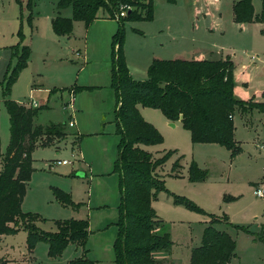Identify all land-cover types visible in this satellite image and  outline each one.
Returning <instances> with one entry per match:
<instances>
[{
    "label": "rangeland",
    "instance_id": "obj_1",
    "mask_svg": "<svg viewBox=\"0 0 264 264\" xmlns=\"http://www.w3.org/2000/svg\"><path fill=\"white\" fill-rule=\"evenodd\" d=\"M57 1L32 0L28 11L27 0H0L1 152L5 153L10 136L4 99L24 104H30L28 101L32 99L48 102L50 108L40 111L34 124H53L54 130L62 129L60 133H51L46 145H42L45 138L34 143L31 151L34 171L26 185L20 209L34 214L33 222L42 231H57L56 222L85 219L89 233L82 246L69 243L59 255L51 257L44 241H38L29 250L28 232L20 229L23 231L1 235L0 257L6 264H69L78 257L92 260L94 264H115L113 243L121 199L115 165L120 138L115 132V93L108 66L121 3L115 18L108 17L102 8L98 12L100 17L90 26L74 21L72 32L59 36L50 24V18L56 15ZM235 1L153 0L152 20H124L123 51L131 76L136 80L145 79L152 59L217 60L228 56L234 66L235 63H253L247 71L245 84H236V95L249 100L252 95L264 93V21L234 20L232 7ZM252 5L254 14L261 12V0H252ZM30 11L32 16L28 22L26 18ZM60 11L62 16L72 15L71 7ZM18 42L20 47H29L28 64L19 72L9 92L4 94V74L9 64L14 66L16 63L10 46ZM20 49L15 52L19 53ZM252 56L256 59L252 60ZM243 70L245 67L238 69L237 74ZM72 85L84 87L73 90L74 128L68 125L69 110L61 109L62 102L69 99L67 87ZM239 88L243 94H239ZM243 95L248 97L242 98ZM143 110L163 137L160 144L146 146L147 150L156 155L155 158L167 151L174 152L162 167L156 169L165 181V190L154 200L157 214L169 223L173 257L180 264H188L189 249L200 245L202 229L210 224L217 230H227L234 239L236 237V255L231 264H264V237L258 238L253 231L260 230L259 234L264 236V200L252 194L253 186L250 185V182L264 179L262 112L257 108L243 113L239 109L234 111V138L240 151L231 155L218 143H192L181 122L168 121L160 110L149 107ZM179 157V175L174 176L171 168ZM62 159L70 163L49 165ZM191 161L206 172L203 180H189ZM54 188L67 193L75 206H65L57 201L52 192ZM173 196L190 200L218 219L211 223L209 215L174 204ZM206 219H209L208 224ZM230 221L248 228L252 231L248 234L254 239L246 236L244 231L232 229Z\"/></svg>",
    "mask_w": 264,
    "mask_h": 264
},
{
    "label": "trees",
    "instance_id": "obj_2",
    "mask_svg": "<svg viewBox=\"0 0 264 264\" xmlns=\"http://www.w3.org/2000/svg\"><path fill=\"white\" fill-rule=\"evenodd\" d=\"M261 1L262 9L257 14H254L252 0L235 1L232 7L234 20L264 21V0ZM32 3V0H27L28 11ZM120 3L131 8L125 16L117 18L118 28L112 35L108 66L110 84L115 93V132L120 138L115 170L119 175L121 199L113 243L114 262L175 264L169 258L160 259L156 256L159 252L167 253L173 242L165 221L151 206L156 195L165 190V181L156 173V169L162 167L174 152L167 151L155 158L142 147L160 144L163 137L152 123L144 119L139 106L160 110L170 122L179 120L182 127L188 130L192 143H218L235 155L239 153L240 147L234 138V111L239 109L243 113L257 108L264 117V101H255L253 96L243 100L236 95L234 63L228 56L217 60L153 59L146 70V78L134 79L123 51V21L152 20L153 0H58L56 15L51 18L52 30L59 36L69 35L74 21H82L88 27L100 17L98 12L102 8H105L108 17L115 18ZM66 7H71L70 17L60 14V10ZM31 16L30 11L26 18L28 22ZM20 32L18 34L21 36ZM19 48L20 52L16 53L15 50ZM10 49L14 51L12 56L16 58V63L14 66L9 64L4 74V94L9 92L19 72L26 67L30 52L27 45L20 47L19 42L10 46ZM83 88L75 85L67 87L69 91ZM4 105L9 116L10 136L5 153L1 152L0 144V235L24 229L28 232V249H33L38 241H44L48 244V255L51 257L59 255L69 243L82 246L89 233L87 220L56 222L57 231L51 233L37 227L33 222L36 219L34 214L20 209L26 185L34 171V159L31 157L34 143L45 138L42 145L47 144L48 136L54 131L58 133L62 128L54 130L53 124H34V118L44 108L41 105L32 106L8 98L4 99ZM180 159L171 168L174 176L179 175ZM188 173L191 182L206 177V172L194 161H191ZM257 183L250 182V185ZM52 192L63 205L75 206L67 193L56 188ZM173 203L209 215L211 223L218 219L186 198L173 196ZM12 222L14 225L10 226ZM229 225L251 233L243 225L230 222ZM235 245L234 238L228 232L208 224L203 229L201 244L191 250L188 264H229L235 256ZM0 264H6L2 257ZM69 264L94 262L78 257L70 260Z\"/></svg>",
    "mask_w": 264,
    "mask_h": 264
},
{
    "label": "crops",
    "instance_id": "obj_3",
    "mask_svg": "<svg viewBox=\"0 0 264 264\" xmlns=\"http://www.w3.org/2000/svg\"><path fill=\"white\" fill-rule=\"evenodd\" d=\"M61 12V11H60ZM50 24H51V18H50ZM79 51V50H78ZM252 58V60L253 59H256L255 58V56H252L251 57ZM153 60V59H152ZM28 62V61H27ZM28 64V63H27ZM252 61L251 62H249V63H247V62H242V63H235V66H234V76H235V81H236V84H245V82H246V74H247V71L249 70V68H250V66H252ZM244 67H245V70H243L242 71V73H240L239 75L237 74L238 73V69H240V68H243L244 69ZM129 70H130V68H129ZM73 86V85H72ZM70 87V86H69ZM238 86H236V88H237ZM69 91V90H68ZM238 92H239V94H243L244 92L242 91V89L241 88H239L238 89ZM243 92V93H242ZM261 93H257V94H255V95H252L253 97H254V100L255 101H264V94L263 95H260ZM69 95V94H68ZM248 96H245V95H243L242 96V98H247ZM68 99H66L64 102L66 103V101H67ZM28 101V100H27ZM30 104L29 105H31V103H33L34 104V106H37V105H44V106H46L45 108H43L42 110H46V109H49L50 108V106L48 105V102H43V100H35V99H32V100H29L28 101ZM64 102H62V107H61V109L62 110H64V111H66L67 110V108H64ZM74 102H75V95H74ZM140 108L142 109V110H140ZM143 108H146V107H143V106H139V111H140V113H141V115L145 118V119H147L148 121H150V122H153L152 121V119H150L148 116V113H144L143 111H145V110H143ZM41 110V111H42ZM68 112V111H67ZM70 113V112H69ZM147 116V117H146ZM168 120V119H167ZM62 121H64V119L63 120H61V121H59V122H62ZM169 121V120H168ZM75 123V122H74ZM155 124V123H154ZM75 125L76 124H74V126H72L73 128L75 127ZM157 126V125H156ZM76 132H78L79 133V131L76 129ZM144 149H146L147 150V148H146V146H142ZM154 156H156V155H154ZM159 194V193H158ZM157 194V195H158ZM157 195H156V198L155 199H157ZM167 195V194H166ZM154 199V200H155ZM154 200H152V207L154 208V210H155V212H156V214L157 213H159V211H158V208L156 207V205L155 204H157V203H155L154 202ZM154 204V205H153ZM158 215V214H157ZM159 216V215H158ZM160 217V216H159ZM161 219H163V221H165V223H167L168 224V226H169V223L164 219V218H162V217H160ZM207 220V219H206ZM209 220V219H208ZM208 220H207V222H206V224H208ZM175 222V221H174ZM181 222V221H180ZM230 223H232L231 221H230ZM207 226V225H206ZM205 226V227H206ZM231 227V226H230ZM232 229H234L233 227H231ZM21 229V228H20ZM19 229V230H20ZM234 230H236V229H234ZM21 231H23V230H20V231H18L17 233H19V232H21ZM168 231H169V233H170V226H169V229H168ZM221 231V230H220ZM222 231H226V232H228L227 230H222ZM238 231V230H237ZM254 232H256V234L258 235V238H260V237H264V236H262V235H260L259 234V231L260 230H253ZM202 232H203V229H202ZM251 233H252V231H250ZM229 233V232H228ZM232 237H233V235L231 234V233H229ZM238 234V233H237ZM237 234H235V236L237 235ZM246 236H250V237H252V234H248V233H246L245 234ZM202 236V235H201ZM170 237H171V233H170ZM234 238V237H233ZM253 238V237H252ZM254 239V238H253ZM235 243H236V237H235ZM0 241H1V235H0ZM200 244H201V239H200ZM172 246H173V244H172ZM195 247H197V246H195ZM195 247H192V248H190L189 249V255L191 254V250L193 249V248H195ZM173 252H172V247H171V249L167 252V253H163V252H159V253H157V257H159L160 259L161 258H169V259H171L175 264H180L174 257H173ZM235 255H236V252H235ZM3 258V257H2ZM229 264H231V262L229 263ZM253 264H255L254 262H253Z\"/></svg>",
    "mask_w": 264,
    "mask_h": 264
},
{
    "label": "built area",
    "instance_id": "obj_4",
    "mask_svg": "<svg viewBox=\"0 0 264 264\" xmlns=\"http://www.w3.org/2000/svg\"><path fill=\"white\" fill-rule=\"evenodd\" d=\"M131 7L125 4H121V10L119 15L120 16H125L127 13V10H129ZM119 15H117V18L120 17ZM76 54H78V52H76ZM74 103V91L70 90L69 91V99L68 101L65 103V108H67V110H69V114H70V119L68 121V125L70 127L74 126V118H73V104ZM70 161L66 160V159H62V160H55L52 161L51 164L49 165H67L69 164ZM262 170L264 171V165L262 166ZM252 194L257 197L260 198L262 200H264V179H261L260 181H258L257 184L253 185L252 188Z\"/></svg>",
    "mask_w": 264,
    "mask_h": 264
}]
</instances>
